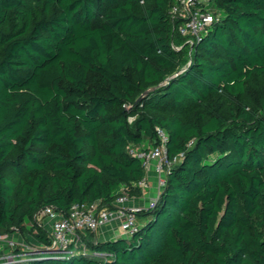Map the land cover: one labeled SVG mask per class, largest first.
<instances>
[{
  "label": "trees",
  "instance_id": "16d2710c",
  "mask_svg": "<svg viewBox=\"0 0 264 264\" xmlns=\"http://www.w3.org/2000/svg\"><path fill=\"white\" fill-rule=\"evenodd\" d=\"M176 4L0 0V233L49 249L42 209L143 196L159 129L172 160L132 235L9 264H264V0H212L193 43Z\"/></svg>",
  "mask_w": 264,
  "mask_h": 264
},
{
  "label": "built area",
  "instance_id": "2783aa9c",
  "mask_svg": "<svg viewBox=\"0 0 264 264\" xmlns=\"http://www.w3.org/2000/svg\"><path fill=\"white\" fill-rule=\"evenodd\" d=\"M173 19H181L177 31L180 35L188 37L189 41L199 39L201 33L210 28L214 21L219 18V13L212 6V0H177L172 8ZM159 144L150 148L132 146L131 152L143 159L144 165L149 171L154 168L157 175V197L150 201L146 207L130 204V197L122 194L114 202L115 208L99 207V203L91 205L76 203L67 215L57 211L52 206L42 209L37 215L49 225L51 247L44 252L62 253L66 252L71 241L80 240L81 234L87 230L97 232L102 227L110 225L113 221H119L122 235H132L138 226V214L155 206L159 193L166 182L167 169L172 160L168 155V137L163 130L159 129ZM143 188L149 186L148 179L139 182ZM18 244L11 233H0V264H9L17 259L30 256L33 252L21 250L16 251ZM50 250V251H49Z\"/></svg>",
  "mask_w": 264,
  "mask_h": 264
},
{
  "label": "crops",
  "instance_id": "0c3cea01",
  "mask_svg": "<svg viewBox=\"0 0 264 264\" xmlns=\"http://www.w3.org/2000/svg\"><path fill=\"white\" fill-rule=\"evenodd\" d=\"M147 179L149 186L143 196L131 197L130 204L138 205L140 207H146L150 201L154 200L158 195L157 187V175L153 167L147 171ZM122 235V229L119 225V221H113L110 225L102 227L96 232V236L100 239H108Z\"/></svg>",
  "mask_w": 264,
  "mask_h": 264
},
{
  "label": "rangeland",
  "instance_id": "374dc122",
  "mask_svg": "<svg viewBox=\"0 0 264 264\" xmlns=\"http://www.w3.org/2000/svg\"><path fill=\"white\" fill-rule=\"evenodd\" d=\"M184 44V45H182ZM185 46V57L183 62L181 63V68L180 69H184L187 64L190 62L191 60V56H192V45L188 43V41L185 40V38L180 39V46ZM36 221L41 223L43 226L46 227L47 230H49V225H47L43 218L39 215H36ZM13 237L16 239V242L18 244V246L25 251L31 252L33 254H39L42 253V249L41 248V244L35 239V237L32 235V233L30 232H21V231H16L15 233H13ZM44 252V251H43ZM29 257V256H27Z\"/></svg>",
  "mask_w": 264,
  "mask_h": 264
},
{
  "label": "water",
  "instance_id": "95a60500",
  "mask_svg": "<svg viewBox=\"0 0 264 264\" xmlns=\"http://www.w3.org/2000/svg\"><path fill=\"white\" fill-rule=\"evenodd\" d=\"M148 92H149V90L145 91L144 94H146V93H148ZM141 97H142V96L139 97L138 101L141 99ZM46 250H47V249H46ZM49 251H50V250H49Z\"/></svg>",
  "mask_w": 264,
  "mask_h": 264
}]
</instances>
